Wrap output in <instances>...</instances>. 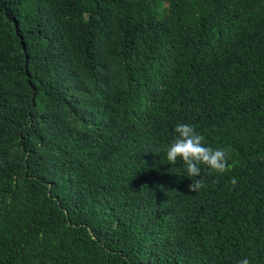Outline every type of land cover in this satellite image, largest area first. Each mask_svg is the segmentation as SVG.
Masks as SVG:
<instances>
[{"label": "trees", "instance_id": "trees-1", "mask_svg": "<svg viewBox=\"0 0 264 264\" xmlns=\"http://www.w3.org/2000/svg\"><path fill=\"white\" fill-rule=\"evenodd\" d=\"M179 123L227 153L198 191L165 159ZM245 257L264 264V0H0V264Z\"/></svg>", "mask_w": 264, "mask_h": 264}, {"label": "clouds", "instance_id": "clouds-1", "mask_svg": "<svg viewBox=\"0 0 264 264\" xmlns=\"http://www.w3.org/2000/svg\"><path fill=\"white\" fill-rule=\"evenodd\" d=\"M174 139L168 144L165 151L166 162L170 165L180 161L183 165V175L191 180L187 186L190 191H198L202 181L195 179L201 173V165L207 166L216 173L225 172L228 167L227 153L222 148H213L203 143L204 137L191 124L179 123L174 126ZM235 184V179L232 180ZM239 264H250L247 257Z\"/></svg>", "mask_w": 264, "mask_h": 264}]
</instances>
